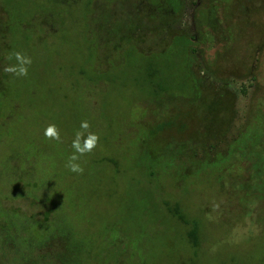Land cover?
I'll return each instance as SVG.
<instances>
[{"label":"rangeland","instance_id":"rangeland-1","mask_svg":"<svg viewBox=\"0 0 264 264\" xmlns=\"http://www.w3.org/2000/svg\"><path fill=\"white\" fill-rule=\"evenodd\" d=\"M7 2L0 264H264V0H181L178 12L148 0ZM182 34L198 42L195 97L181 95L183 67L149 80L143 56L124 52H161ZM12 52L31 57L26 77L4 71ZM162 79L174 97L155 100ZM50 125L59 139L45 137ZM77 132L98 141L74 173ZM178 203L202 222L200 249L169 211Z\"/></svg>","mask_w":264,"mask_h":264},{"label":"trees","instance_id":"trees-1","mask_svg":"<svg viewBox=\"0 0 264 264\" xmlns=\"http://www.w3.org/2000/svg\"><path fill=\"white\" fill-rule=\"evenodd\" d=\"M116 1V0H115ZM152 5L156 6L159 10H173L174 12H178L181 6V0H148ZM0 3L5 7L7 11L9 9V5L7 0H0ZM9 11V10H8ZM11 13V10H10ZM9 13V14H10ZM201 18L206 19V24H209L210 21H213V17L211 14L201 12ZM6 15V13H5ZM11 17V15H10ZM7 23V22H5ZM2 22L1 27L4 32L8 31L7 25ZM8 33V32H7ZM198 45L197 39L194 36L189 35H176L171 44L161 52H152V53H144L140 51L134 44H130L127 48H125L124 52L126 54H132L131 51H135L142 57L144 61V69L146 70L145 74L143 75L144 78L149 80L157 79L161 73L164 72L163 66H179L184 68V75L186 77V82L183 85H179L181 91L183 92L181 95L184 96V93L190 97L198 96L200 91V82L197 79L196 75L194 74V62H195V53L196 47ZM176 50V55L170 58L171 52ZM100 74V73H99ZM163 79L156 85L155 92L153 96L156 100V96L160 95L161 93H166L168 97H174V87H167L165 83H163ZM162 102V101H161ZM158 103V102H157ZM180 204H176L174 208H169V211L177 219V221L183 225L187 226L186 238L187 243L192 246L194 249L201 248V233H202V222L197 219L189 220V216L186 215L183 211H181ZM53 209H50L47 212L46 221H48V216L51 214ZM4 219V218H2ZM32 219V218H30ZM194 220V221H193ZM1 221V220H0ZM190 222H192L190 225ZM1 231L5 228V224L1 223ZM27 241V238H26ZM29 241H34L32 238H29ZM62 264H71L70 261L65 259H59Z\"/></svg>","mask_w":264,"mask_h":264},{"label":"clouds","instance_id":"clouds-1","mask_svg":"<svg viewBox=\"0 0 264 264\" xmlns=\"http://www.w3.org/2000/svg\"><path fill=\"white\" fill-rule=\"evenodd\" d=\"M15 59L16 63L9 67H6L4 71L10 72L17 77H26L28 75V66L32 64V59L29 56L23 55L20 52H12L7 59ZM80 127L87 130L89 125L87 121L81 122ZM44 135L48 138L59 139V134L54 125H50L44 129ZM98 141L97 135L89 133L86 137L81 132L76 133V137L72 142V148L74 150L73 155L69 157L68 164L66 165L71 172L77 173L82 171L79 164L75 163L79 156L85 153L91 152L96 147ZM79 154V156L77 155Z\"/></svg>","mask_w":264,"mask_h":264}]
</instances>
